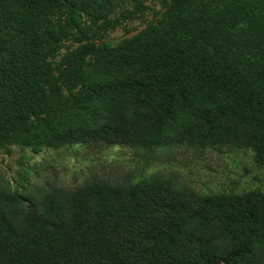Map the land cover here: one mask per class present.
Here are the masks:
<instances>
[{"label": "trees", "instance_id": "trees-1", "mask_svg": "<svg viewBox=\"0 0 264 264\" xmlns=\"http://www.w3.org/2000/svg\"><path fill=\"white\" fill-rule=\"evenodd\" d=\"M116 46L117 0H0V149L252 150L264 166V0H155ZM76 42L66 50L67 42ZM0 188V264H264V191Z\"/></svg>", "mask_w": 264, "mask_h": 264}, {"label": "rangeland", "instance_id": "rangeland-1", "mask_svg": "<svg viewBox=\"0 0 264 264\" xmlns=\"http://www.w3.org/2000/svg\"><path fill=\"white\" fill-rule=\"evenodd\" d=\"M162 13L155 0H117L108 16L117 26L101 34L100 40L116 46L158 21ZM65 45L63 54L77 43ZM156 173L203 195L264 191V166L256 163L252 150L195 153L176 147L145 154L121 145L0 149V188L18 191L21 185L27 190H44L48 185L73 188L91 179L136 183Z\"/></svg>", "mask_w": 264, "mask_h": 264}]
</instances>
